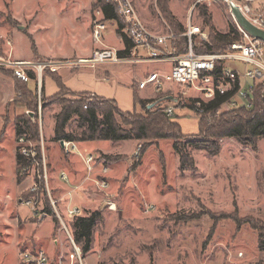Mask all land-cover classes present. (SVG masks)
I'll use <instances>...</instances> for the list:
<instances>
[{
  "label": "rangeland",
  "instance_id": "374dc122",
  "mask_svg": "<svg viewBox=\"0 0 264 264\" xmlns=\"http://www.w3.org/2000/svg\"><path fill=\"white\" fill-rule=\"evenodd\" d=\"M134 1L145 22L165 31L167 26L157 0ZM229 1L170 0L169 8L185 26L190 14L192 24H206L198 11L199 7L204 8L210 15L206 25L226 32L229 27H237ZM255 5L264 12V0L255 1ZM81 10L86 14L81 15ZM93 13L90 0H0V53L8 49L5 39L12 40L15 53L22 57L37 53L32 49L33 43L38 51L72 53L76 49L75 36L82 38L85 30L82 22ZM90 27L89 33L92 23ZM117 27L115 21L108 23L105 43H114L113 32ZM33 61L44 60L37 57ZM225 63L233 68L244 67L243 63L232 60ZM159 68L165 73L170 70L167 64H159ZM97 69L99 72H95ZM97 69L80 68L91 74V78L94 74H110L108 82L118 89L122 106L142 112L140 105L135 106L129 99L130 86L137 76L143 75L142 71L137 73L135 66L128 63H106ZM29 85L36 83L30 80ZM170 91L177 98L169 103L176 108L174 119L179 122L180 131L185 135L198 133L201 117L192 106L200 94L173 85ZM12 92L11 78L0 73V264H23L21 252L39 250L47 253L51 264H72L73 247L52 199L69 227L72 221L66 216L69 208L78 207L80 216L100 212L92 248L86 254L82 251L85 264H264V252L258 243L259 233L264 234V137L257 140L256 148L235 138L221 139V150L216 155L188 144L186 150L193 155L194 169L181 167L173 139L97 141L91 146L103 150L93 151L97 164L88 175L84 153H66L61 142H55L51 148L50 131L61 108L60 99H72L81 93L94 99L96 96L66 88L45 102L39 99L34 108L37 118L32 113L38 122L40 140L30 142L36 149L40 146L48 177L47 182L44 178L42 183L38 182L40 202L37 209H32L24 201L36 196L37 191L33 192L32 187L40 179L35 178L33 170L22 177L17 171L19 142L15 137V120L27 113L19 102L5 106ZM140 93L143 97L151 94L157 98L161 92L149 84ZM227 111L213 117L218 119ZM71 125L74 127L76 121L72 120ZM145 143L146 150L141 156V146ZM103 167L108 171L104 173ZM44 168L41 164L40 170ZM68 168L77 170V179L68 173ZM62 172L68 180L61 179ZM101 179L108 181L107 188L103 189L97 182ZM47 200L56 221L49 214L43 216ZM214 224V232L208 238Z\"/></svg>",
  "mask_w": 264,
  "mask_h": 264
},
{
  "label": "trees",
  "instance_id": "16d2710c",
  "mask_svg": "<svg viewBox=\"0 0 264 264\" xmlns=\"http://www.w3.org/2000/svg\"><path fill=\"white\" fill-rule=\"evenodd\" d=\"M169 1L157 0L156 4L171 30L177 34V37L172 40L175 52L183 53L189 49V39L184 35L186 26L175 18L169 8ZM97 6L102 8L105 20H117L119 22L120 26L118 30L124 35L115 6L105 1L98 2ZM198 11L204 17V22L207 24L210 20L207 10L199 7ZM206 24L201 25V28L207 31V40H202L196 35L192 37V48L197 53L225 51L232 42L239 40V34L234 26L229 27L226 32H219L214 27ZM123 38L126 43V49L120 54H128L134 44L125 36ZM32 49L34 52L37 51L34 43L32 44ZM0 71L11 76L15 81L16 95L10 104L19 102L26 108L27 115L18 116L15 120L16 140L19 142V138L24 135L28 142H32L33 140L39 142V126L37 120L32 118V113H35L34 108H37L39 99L45 102V99L50 97L42 94L43 87L41 88V92H39L36 82V72L32 70L27 71L30 80L36 83L35 86H30V80L23 81L18 79L11 69L0 66ZM46 71L55 75L54 77L60 87V91L66 89L62 80L56 76L55 72ZM166 95V93H160L157 98L151 100L137 98L135 95V106L137 104L140 105L142 112L136 108L134 111H122L114 100L99 96H95V99L90 98L87 93L76 94L72 99L61 98L59 101L61 106L60 111L54 116L55 123L52 140L55 142H85L137 139L150 140L152 142L160 139H173V149L179 156L181 167L194 169L195 160L193 155L190 151L186 150L188 144L206 149L211 155H216L221 150V139L235 138L242 144H249L252 148H256L257 140L264 137V89L260 81H256L254 91L250 96L251 107L242 106L233 108L224 113V115H220L218 119L213 116L207 117L204 114L198 122V133L189 135H185L180 131V124L174 119V116H167L165 102L160 100ZM224 98L221 96L206 104L205 113L219 108ZM153 103L154 105L150 107ZM35 118H37L36 113ZM72 120L76 121L74 127L71 125ZM145 145L147 146L146 143L141 146V156L146 150ZM37 152L38 158L41 160V148L39 145L37 146ZM30 164L31 162L21 154L20 146L18 145L16 150L17 171L20 172L24 165ZM22 176L24 175H20V177ZM45 203L46 214L54 217L56 214L50 201L47 200ZM212 217L214 218L213 215ZM40 219L44 218L40 217ZM100 219V212L97 211L87 216H78L72 219L70 223L73 238L81 246L84 254L88 253L92 248L93 233ZM54 220H57L56 217H54ZM214 227L215 224L212 226L208 238L212 236ZM258 243L260 250L264 252V234L261 232L259 233Z\"/></svg>",
  "mask_w": 264,
  "mask_h": 264
},
{
  "label": "built area",
  "instance_id": "2783aa9c",
  "mask_svg": "<svg viewBox=\"0 0 264 264\" xmlns=\"http://www.w3.org/2000/svg\"><path fill=\"white\" fill-rule=\"evenodd\" d=\"M90 1L92 8H95L91 21L92 35L95 41L101 42L103 32L106 30L103 10L100 6H97L98 2L105 1L115 6L121 22L122 33L133 41L134 48L146 49L149 56L132 60L121 56L115 47L104 46L95 49L90 57L80 58L76 61H23L13 58L12 40L5 39V45L8 49L4 53H0V66L11 68L18 79L29 81L30 77L27 73L29 70H33L40 76L46 70L57 72L60 68L66 66L94 67L97 64L129 61H171L173 64L166 75H161L157 72L150 73L139 81V87L145 88L148 84H152L156 92H162L165 91L167 83H172L187 89H194L200 94V97L194 103L193 111L200 117L204 114L207 117L218 116L223 110H231L242 106L249 108L252 105L250 96L254 91L256 81H260L264 89V41L255 38L238 22L236 30L239 34V40L232 42L225 51L197 53L192 48V37L196 35L202 40H207L208 33L201 26L191 23L192 15L190 14L189 23L184 33L189 39V49L183 53H176L172 40L177 37V34L171 30L161 13L160 15L167 26L165 31L149 27L137 10L134 0ZM255 1L257 0H246L245 3L235 4L251 23L264 29V12H262L261 6L255 5ZM228 60L243 63L244 68L240 70L236 66L235 68L228 66L225 63ZM168 92L172 94L170 90ZM168 92L166 93L168 94ZM221 96L225 98L219 108L205 113V105ZM175 109V106L169 102L165 105V111L169 117L175 115ZM19 146L21 154L31 162L30 165H24L21 168L20 174H30L33 170L35 178L37 179L38 177L40 179L32 187L33 192L37 191L36 196L24 201L32 209H37L40 202L38 189L41 187L38 182L42 183L43 178L47 182L48 179L45 156L42 154V159L39 160L36 147L33 143L28 142L24 135L19 138ZM62 148L66 153L78 152L82 155L76 141H63ZM82 156L87 164L88 175H91L97 164L96 157L94 153H87ZM41 164L45 165L43 171L40 170ZM102 171L105 173L108 168L103 167ZM62 179L68 180L65 173H62ZM97 182L103 189L109 185L106 179H101V181ZM51 203L55 208L62 229L70 238L73 247V251L70 253L72 264H85L82 250L76 245L69 225L56 207V201L52 199ZM80 212L81 210L78 207H72L67 210L66 216L69 219H74L80 216ZM46 215V213L43 214V216ZM21 260L23 264H51L49 256L43 250L21 252Z\"/></svg>",
  "mask_w": 264,
  "mask_h": 264
},
{
  "label": "crops",
  "instance_id": "0c3cea01",
  "mask_svg": "<svg viewBox=\"0 0 264 264\" xmlns=\"http://www.w3.org/2000/svg\"><path fill=\"white\" fill-rule=\"evenodd\" d=\"M81 11H82L81 15L86 14V12L84 10H81ZM93 15H94V13L92 14V16ZM92 16L87 15L85 21L82 22V25L85 26V30L82 33V38H81V35L75 36L74 46L76 49L72 53H67V52L55 53L54 51H38L37 50V53H30V55L28 57H22V56H19L18 53H15V51L13 49V53H12L13 58L17 59V60H23V61H33L37 57L44 59V61H76L80 58L90 57L95 49L102 48L104 46L115 47L119 51V54H120L121 52H123L126 49V43H125L123 36H125L133 44V41L127 35H125V34L123 35L119 32L118 27L114 28V32H113L114 33L113 34L114 43H112L111 45L105 43V41L106 42L108 41V39L106 38V35H105V31L103 32L104 38L101 40V42L95 41L93 38V35H92V31L90 33L88 31V28L90 27L91 21L93 18ZM15 18H17V17H15ZM104 20H105V15H104ZM113 21L117 22L119 25V22L117 20H105L106 29L108 28V23L113 22ZM146 23L148 24L147 21H146ZM149 24H148V26L153 28ZM154 29H157V28H154ZM16 33H18V32H16ZM91 38H92V42H90ZM92 43H94V45ZM133 52H136V53H133ZM120 55L133 60L135 58H146L149 56V53L146 49L134 48V45H133V47L130 49V53L120 54ZM122 63L132 64L137 69L136 70L137 73L141 72V71L143 73L142 76H137L134 79V82L130 86L131 89L129 90V95H130L129 99L131 100V102L133 101L134 104H135V95L137 96V98H142L144 100H151V99L156 98L155 96H152L151 94H150V96L143 97L140 93V90L146 89L149 84L145 88H140L139 87V81L144 79L147 75H149L150 73H153V72H157L161 75H166L168 72L165 73L163 70H160L159 64H167V65H169L170 69H171V66L173 64L171 61H129V62H122ZM149 63H155V65H158V66H155V65L151 66ZM104 64H106V63H104ZM104 64H97L94 67H88V66H81V67L90 68V69H97L98 66L104 65ZM107 64H121V63H107ZM148 64H149V66H147ZM1 67H4V66H1ZM81 67L77 68V67L66 66V67L60 68L55 73H56V76L60 77V79L62 80L65 87L70 89L71 91L89 92V93H93L99 97L112 99L117 103L118 107L122 111H134V109H132L131 107L125 106L126 108H124L122 106L123 102H121V100L119 99L120 97L118 96V93H119L118 89L112 83L108 82L110 79V74L107 73L106 75L102 74L100 76H97L99 74H96V75L94 74L93 78H91L92 75L86 74V73H88L86 71H81L80 70ZM236 67L238 69L242 70L241 66L240 67L236 66ZM4 68L11 69L9 67H4ZM95 72H99L98 69ZM0 73L4 74L1 71H0ZM4 75L11 78L12 85L14 88V92H12L10 98L5 103V106H6L13 101V99L16 95V91H15L14 78H12L11 76H9L7 74H4ZM54 76L55 75H53L52 73H50L48 71H44L40 76L37 75L36 82L38 84V90H39V92H41V88L43 87L42 94L46 97H51L60 91V87H59ZM81 78H83L84 80H82ZM133 85H134L135 89L139 92L141 97H139L136 94V92L134 91L135 89L133 88ZM172 85L177 86L176 84L167 83L165 86V91H162L161 93L168 92ZM167 95H171V94H169V92H168ZM50 132H51L50 134L53 135V132H54L53 128ZM96 142L97 141L78 142V147L81 150V153H84V154L93 153L94 150H97V151L103 150V149L99 148L98 146L97 147L91 146L92 144H96ZM50 144H51V148H54L53 146H55V141L50 139ZM59 145L61 146V144H59ZM57 147H59V146H57ZM71 155L73 156L74 154H71ZM67 171H68V173H70L73 176L76 175V179L78 178V174H76V171H77L76 169L72 170L71 168H68ZM62 173H64V172H62ZM62 180H60V181H62Z\"/></svg>",
  "mask_w": 264,
  "mask_h": 264
},
{
  "label": "water",
  "instance_id": "95a60500",
  "mask_svg": "<svg viewBox=\"0 0 264 264\" xmlns=\"http://www.w3.org/2000/svg\"><path fill=\"white\" fill-rule=\"evenodd\" d=\"M230 9L231 13L234 16L236 22L239 23L240 26H242L245 30H247L249 33H251L255 38L264 41V29H261L257 26H255L253 23H251L239 10L237 5L232 2L230 3ZM163 102H171L176 101L177 98H175L173 95H166L163 98H161ZM154 105L151 104L150 107ZM33 116V115H32ZM63 141H61V144Z\"/></svg>",
  "mask_w": 264,
  "mask_h": 264
},
{
  "label": "bare ground",
  "instance_id": "6f19581e",
  "mask_svg": "<svg viewBox=\"0 0 264 264\" xmlns=\"http://www.w3.org/2000/svg\"><path fill=\"white\" fill-rule=\"evenodd\" d=\"M229 2L232 3V2H234V1H233V0H230ZM234 3H235V2H234ZM236 4H237V3H236Z\"/></svg>",
  "mask_w": 264,
  "mask_h": 264
}]
</instances>
